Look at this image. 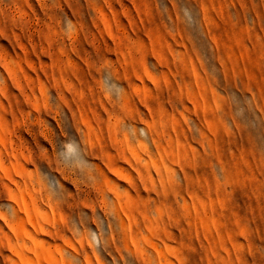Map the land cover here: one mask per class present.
<instances>
[{
    "label": "rangeland",
    "instance_id": "1",
    "mask_svg": "<svg viewBox=\"0 0 264 264\" xmlns=\"http://www.w3.org/2000/svg\"><path fill=\"white\" fill-rule=\"evenodd\" d=\"M0 264H264V0H0Z\"/></svg>",
    "mask_w": 264,
    "mask_h": 264
}]
</instances>
